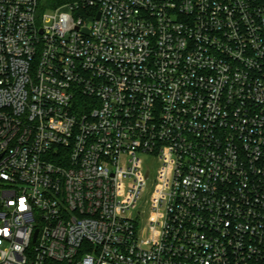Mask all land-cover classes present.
Returning <instances> with one entry per match:
<instances>
[{
  "label": "built area",
  "instance_id": "built-area-1",
  "mask_svg": "<svg viewBox=\"0 0 264 264\" xmlns=\"http://www.w3.org/2000/svg\"><path fill=\"white\" fill-rule=\"evenodd\" d=\"M0 264H264V0H0Z\"/></svg>",
  "mask_w": 264,
  "mask_h": 264
},
{
  "label": "trees",
  "instance_id": "trees-1",
  "mask_svg": "<svg viewBox=\"0 0 264 264\" xmlns=\"http://www.w3.org/2000/svg\"><path fill=\"white\" fill-rule=\"evenodd\" d=\"M39 1H40V9H45V8L56 7L68 0H39Z\"/></svg>",
  "mask_w": 264,
  "mask_h": 264
},
{
  "label": "rangeland",
  "instance_id": "rangeland-1",
  "mask_svg": "<svg viewBox=\"0 0 264 264\" xmlns=\"http://www.w3.org/2000/svg\"><path fill=\"white\" fill-rule=\"evenodd\" d=\"M143 201V198H141L138 202L139 205H141V202Z\"/></svg>",
  "mask_w": 264,
  "mask_h": 264
}]
</instances>
